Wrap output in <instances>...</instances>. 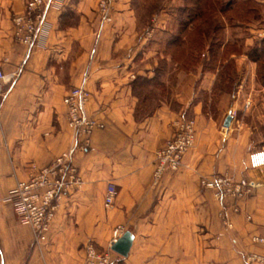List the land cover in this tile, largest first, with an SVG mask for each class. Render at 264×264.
Returning a JSON list of instances; mask_svg holds the SVG:
<instances>
[{"label":"crops","instance_id":"0c3cea01","mask_svg":"<svg viewBox=\"0 0 264 264\" xmlns=\"http://www.w3.org/2000/svg\"><path fill=\"white\" fill-rule=\"evenodd\" d=\"M26 1L0 0V67L7 76L0 92V264H82L83 245L107 247L117 225L134 234L128 255L118 254L120 264H258L245 255L263 250L251 237L264 234V166L250 167L248 161V154L264 145L259 76L244 74L239 116L229 111L230 126H220L204 114L197 92L206 72L208 90L216 80L217 71L205 65L209 43L191 68L180 66L167 48V35L178 29L191 0H163L160 12L149 17L141 0H115L107 21L98 0H61L47 13L51 26L43 46H27L13 36L12 16ZM195 22L184 32L187 40L201 19ZM262 38L264 24L251 29L245 46ZM190 43L183 42L179 54ZM161 64L160 78L171 93L148 104L137 81L148 84ZM73 86L90 92L84 111L104 122L87 145L67 119L63 97ZM180 115L196 118L195 144L182 166L155 185V151ZM63 152L71 153L82 184L64 198L47 240L35 244L33 228L17 220L5 197L27 177L26 163L44 165ZM225 167L252 183L239 200L240 211L231 215L232 228L219 215L224 204L200 183ZM109 183L118 192L107 207Z\"/></svg>","mask_w":264,"mask_h":264},{"label":"built area","instance_id":"2783aa9c","mask_svg":"<svg viewBox=\"0 0 264 264\" xmlns=\"http://www.w3.org/2000/svg\"><path fill=\"white\" fill-rule=\"evenodd\" d=\"M114 1L98 0L97 10L103 20L111 19ZM60 2L61 0H27L23 10L12 16L15 40L27 46L45 45L51 26L47 13L51 7H58ZM148 34H151L150 31ZM130 77H134V74ZM6 78L0 67V92ZM89 98L90 92L80 86L71 87L63 97L68 123L76 131L82 145L89 144L92 133L104 127V122L85 113L84 106ZM196 132L197 123L194 116L180 115L173 121L171 136L164 146L155 151L151 175L155 185L161 182L166 172L178 170L182 166L185 154L195 144ZM248 161L250 167L264 166V145L252 150L248 154ZM23 168L27 177L19 179L9 189L5 199L11 204L17 220L33 228L34 242L38 244L47 240L52 218L64 198L81 187L82 176L69 152L55 156L47 164L28 162ZM200 183L202 187L210 189L213 197L224 204L219 215L226 227L232 228L231 215L240 211L239 200L250 191L252 183L245 177H235L230 167L202 176ZM117 192L114 183L106 186L105 206L113 204ZM226 199L229 201H225ZM247 218L251 216L248 215ZM124 232L122 225L115 226L107 248H99L93 241L85 243L82 247V264H120L119 255L111 249V244ZM251 239L260 244L263 250L246 253V260L264 264V234H253Z\"/></svg>","mask_w":264,"mask_h":264},{"label":"trees","instance_id":"16d2710c","mask_svg":"<svg viewBox=\"0 0 264 264\" xmlns=\"http://www.w3.org/2000/svg\"><path fill=\"white\" fill-rule=\"evenodd\" d=\"M230 1L231 0H229V2ZM246 1H248L249 3L251 0H246ZM229 2L227 1L222 3V0H205V1L191 0V6L185 7V10H187L186 15L184 16V18L183 16L180 17V24L177 29V34L167 35V41H168L167 48L168 50L173 51L174 58H179V60H181L180 66H182L183 68H191L198 61L199 57H201V53L204 47L206 46V42H207L206 40L208 38L210 40L209 49L212 48V52H213L210 60L212 63L215 64L219 62L217 65L222 66L221 68L223 69L222 71L220 69V74L222 77L221 80L222 83L220 84V86L222 87H218L216 88L217 89L216 90L214 86V88L212 87V89L214 90L211 89L210 95L208 94V91H205L203 94L204 95L203 112L206 116H209L211 115V113L215 112V111H209L210 112L209 113L205 107V102H207L209 97L212 98V106H211V110H212L214 107L213 101L215 100V98H217L218 96L219 97L224 96L223 94L228 96L229 93L232 91L231 85H232V78L234 73L229 71V63L232 61L235 52L233 51V49H231L232 47H230L229 45L230 43H228L225 44L226 46L223 48V50L220 51L221 53H219L217 49L219 48V45H221L222 39L219 38L218 33L221 32L222 26L221 29L219 24L215 25L214 28L211 26L212 30L209 31L204 29L203 24L207 23L209 21V18L212 17L214 13L216 15L217 14L222 15V13L228 14V12L231 10L230 8H232L231 6L228 7L229 5L227 3ZM248 7L250 11H244L242 7L241 9L240 8L236 9V12L233 15H238L237 17L242 16L243 21H247L248 20L247 17H250L248 16V14L252 13L251 6L249 5ZM159 8L160 6L158 7V9ZM158 9L155 10V13L157 12ZM253 13L257 18L261 17L260 15L257 16L256 11ZM198 19L199 20L201 19V22L200 24L195 25L194 31H192L195 33L194 36L191 39L187 40L184 37V32L187 31L188 24L190 22H195V21L197 22ZM186 41L191 42L189 44L191 47H189V49L187 48L186 50H184L183 54H179L180 51L179 48L181 47L182 43ZM246 53L248 55V58L252 62L258 63L254 71L251 72L257 74L260 80L264 82V38L261 39V42L260 40L256 41V44L252 46ZM210 66L211 65H209V67ZM162 73H163V65L161 64V66L158 68V73H156L155 78H152V80L148 79V84L145 81H137L138 82L137 92L140 95L142 94L145 97H148V104L149 103L154 104L155 100L158 97H167L171 93V87L166 85L165 82L162 81V79L160 78V75ZM241 78L243 77L241 76ZM217 91H219L220 94ZM226 115L227 114H225V116Z\"/></svg>","mask_w":264,"mask_h":264},{"label":"rangeland","instance_id":"374dc122","mask_svg":"<svg viewBox=\"0 0 264 264\" xmlns=\"http://www.w3.org/2000/svg\"><path fill=\"white\" fill-rule=\"evenodd\" d=\"M162 1L163 0H141L139 3V7L143 11V13H145L146 15L148 14V17L151 15L154 16L156 13L160 12V9L162 7ZM227 1L229 2V0H222V3L227 2ZM227 4L229 5L228 7L230 6L232 7L230 8L231 10L228 12V14L222 13V15H219V14L216 15L214 13L212 17L209 18V21L203 24L204 29L209 30V31L212 30L211 26L214 28L215 25L219 24L220 29L222 26L221 32L218 33L219 38L222 39V43L221 45H219V48L217 49L219 53H221L220 51L223 50V48L226 46L225 44H228V43H230L229 45L230 47H232L231 49H233V51L235 52V54L233 55L234 57L232 61L229 63V71L234 73L233 78H232V85H231L232 91L230 92L231 94L229 93L228 96L223 94L224 96H221V97L218 96L217 98H215V100L213 101L214 107L212 110H211L212 98L209 97L207 102H205V107L208 110V112L215 111L214 113H211V115H209L208 117H211L217 120L220 126H222L225 114H228L229 111L235 110L236 115L239 116V108H240L241 93H242V89L240 87V82H241L240 79H242L241 76L243 77L244 74L251 73V71H254L255 67L258 65V63L252 62L248 58V55L246 53L252 46L256 44L257 40L254 42V44L246 47L245 38L248 35H250L252 28L262 26L264 24V15H263L264 0H253V1L251 0L249 3L246 0H231ZM249 5L252 8L251 9L252 13L248 14V16L250 17H247L248 18L247 21H243L242 16L237 17L238 15H233L236 12V9L238 8L241 9L242 7L244 11H250L248 7ZM159 6L160 8L158 9ZM156 9L158 10L155 13ZM254 10L256 11L257 16L260 15L261 17L257 18L255 14L253 13L255 12ZM224 27L226 28L225 30H224ZM171 34H177V30H175L173 33H169L168 35H171ZM206 41H207L206 44L207 43L210 44L209 38ZM209 51L212 57V53H213L212 48ZM242 54H244L246 58L245 56L242 57L241 56ZM217 64L212 63L211 60L209 59L208 60L205 59V65H206L207 70L211 72L217 71L216 80L212 86L213 88L215 86V89L218 87H222L220 86V84L222 83L220 69L222 71L223 68H221L222 66H218ZM209 65L211 66L209 67ZM232 67L234 70L232 69ZM167 73L168 72H165L164 75L167 76ZM169 73L173 74V72H170V71ZM207 82H208V72H206L204 76L202 77V80L199 83L200 86L198 84V89H197L198 99L202 103H204L203 102L204 92L208 91V94L210 95L211 89H212L211 88L210 90H208L206 88ZM217 92L219 93V91ZM98 247L101 248L100 246ZM107 247H104V248H107ZM33 249L34 250L38 249V247L36 246ZM40 260L42 261V259ZM33 262H34L33 264H39L38 261L34 260Z\"/></svg>","mask_w":264,"mask_h":264},{"label":"water","instance_id":"95a60500","mask_svg":"<svg viewBox=\"0 0 264 264\" xmlns=\"http://www.w3.org/2000/svg\"><path fill=\"white\" fill-rule=\"evenodd\" d=\"M232 115L228 113L223 121L225 127H229ZM134 234L130 230H126L115 242L111 244V249L121 256H127L131 248Z\"/></svg>","mask_w":264,"mask_h":264}]
</instances>
